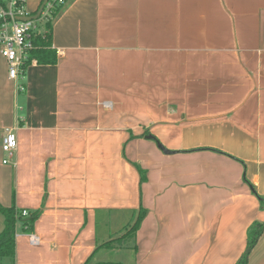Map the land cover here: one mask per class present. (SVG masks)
<instances>
[{"label": "crops", "instance_id": "0c3cea01", "mask_svg": "<svg viewBox=\"0 0 264 264\" xmlns=\"http://www.w3.org/2000/svg\"><path fill=\"white\" fill-rule=\"evenodd\" d=\"M52 48L16 80L0 55V206L39 212L14 264H236L264 223V0H67Z\"/></svg>", "mask_w": 264, "mask_h": 264}, {"label": "trees", "instance_id": "16d2710c", "mask_svg": "<svg viewBox=\"0 0 264 264\" xmlns=\"http://www.w3.org/2000/svg\"><path fill=\"white\" fill-rule=\"evenodd\" d=\"M0 3L3 1L0 0ZM42 3V2H41ZM63 4L56 6L47 16L46 19H42L41 16L38 18L39 24L37 23V31L33 34L34 48L30 52V60H35L38 64H53L57 61L56 51L52 48V20L58 13V10ZM141 171V170H140ZM144 174L141 171V181L144 180ZM261 203H264V198L260 197ZM0 212L3 215L4 226L0 231V258H9L11 264H14L15 258V227L17 222H22L23 231L29 233L32 229L33 223L37 218L39 212L28 214V216H22L21 210H17L13 205L10 207L0 206ZM145 215V211L139 213L132 224L125 228V231L118 238L126 239L135 234L138 229L141 220ZM263 222H254L250 225L247 230V246L236 264H246L247 256L253 246L256 244L258 238L263 231ZM116 239L105 241L100 246L104 247H116ZM99 246V247H100ZM96 264H120L119 262H99Z\"/></svg>", "mask_w": 264, "mask_h": 264}, {"label": "built area", "instance_id": "2783aa9c", "mask_svg": "<svg viewBox=\"0 0 264 264\" xmlns=\"http://www.w3.org/2000/svg\"><path fill=\"white\" fill-rule=\"evenodd\" d=\"M67 0H47L40 14L44 20L56 7ZM23 0H7L0 3V55L7 64L8 78L16 80L22 72L23 66L29 60L30 52L34 48L33 34L37 31V20H18V17L29 16ZM39 16V17H40ZM21 87V86H19ZM0 147L5 157L3 164H8L17 149V135L15 128L3 129ZM22 216L28 215L26 210L21 211ZM32 241H36L32 238Z\"/></svg>", "mask_w": 264, "mask_h": 264}, {"label": "water", "instance_id": "95a60500", "mask_svg": "<svg viewBox=\"0 0 264 264\" xmlns=\"http://www.w3.org/2000/svg\"><path fill=\"white\" fill-rule=\"evenodd\" d=\"M46 1L47 0H42V3L40 4V6H39V8L35 14L29 15V16L18 17V20H24V21H26V20H37L41 14L43 8H44ZM148 138H150V137L148 136ZM157 146L159 149L163 150L165 153H170V151L164 149L163 146H161L160 144H158Z\"/></svg>", "mask_w": 264, "mask_h": 264}, {"label": "rangeland", "instance_id": "374dc122", "mask_svg": "<svg viewBox=\"0 0 264 264\" xmlns=\"http://www.w3.org/2000/svg\"><path fill=\"white\" fill-rule=\"evenodd\" d=\"M2 1H4V0H2ZM36 22L39 24L40 21L37 20ZM3 226H4L3 216L0 214V227H1L0 230H2ZM10 261L11 260L9 258H0V264H11Z\"/></svg>", "mask_w": 264, "mask_h": 264}]
</instances>
